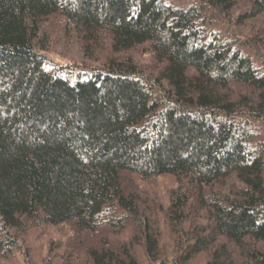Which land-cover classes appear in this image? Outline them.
<instances>
[{
    "label": "trees",
    "instance_id": "16d2710c",
    "mask_svg": "<svg viewBox=\"0 0 264 264\" xmlns=\"http://www.w3.org/2000/svg\"><path fill=\"white\" fill-rule=\"evenodd\" d=\"M60 225L66 264H264V0H0V261Z\"/></svg>",
    "mask_w": 264,
    "mask_h": 264
},
{
    "label": "rangeland",
    "instance_id": "374dc122",
    "mask_svg": "<svg viewBox=\"0 0 264 264\" xmlns=\"http://www.w3.org/2000/svg\"><path fill=\"white\" fill-rule=\"evenodd\" d=\"M258 24L259 22H256L254 25L251 24L243 29L250 31V27L256 26L258 28ZM48 33H50L49 55L55 62L62 65L97 66L102 62L104 63L105 57L103 56L108 55L105 52L101 59L95 55L92 59H89L84 55L81 46L75 40L66 41L61 32L53 33L50 29H48ZM132 53L135 63L142 69L153 66L151 56L142 48L134 50ZM172 185L173 182L169 177H160L153 181L139 183L137 188L140 192L147 193L146 196L155 197L165 204L167 201L166 193ZM71 236L72 231L66 225L33 229L21 241L22 250L14 253L8 259L0 261V264H66L64 258L68 254L65 252V243ZM163 240L162 244L166 247L165 244H168L167 237ZM64 253L66 255H63ZM205 260L206 258L201 255L195 260L194 264H203Z\"/></svg>",
    "mask_w": 264,
    "mask_h": 264
}]
</instances>
